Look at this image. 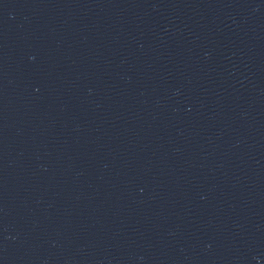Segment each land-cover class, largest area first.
I'll list each match as a JSON object with an SVG mask.
<instances>
[{"label":"water","instance_id":"95a60500","mask_svg":"<svg viewBox=\"0 0 264 264\" xmlns=\"http://www.w3.org/2000/svg\"><path fill=\"white\" fill-rule=\"evenodd\" d=\"M0 264H264V0H0Z\"/></svg>","mask_w":264,"mask_h":264}]
</instances>
